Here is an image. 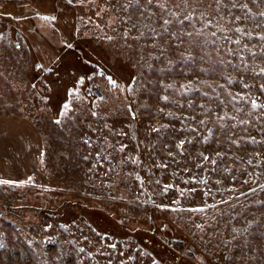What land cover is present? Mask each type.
<instances>
[{"label": "rangeland", "instance_id": "obj_1", "mask_svg": "<svg viewBox=\"0 0 264 264\" xmlns=\"http://www.w3.org/2000/svg\"><path fill=\"white\" fill-rule=\"evenodd\" d=\"M156 3L0 0V264H264V0Z\"/></svg>", "mask_w": 264, "mask_h": 264}, {"label": "snow or ice", "instance_id": "obj_2", "mask_svg": "<svg viewBox=\"0 0 264 264\" xmlns=\"http://www.w3.org/2000/svg\"><path fill=\"white\" fill-rule=\"evenodd\" d=\"M183 2L185 3V5H187V0H183ZM222 2V0H217V3H221ZM147 3L148 4H153V0H147ZM167 5H168V0H157V3H156V7H158V8H160L163 12H167V14L169 15V16H171V17H174V18H176L177 17V13L176 12H172V11H168V8H167ZM233 6H236L235 5V0H233ZM177 7H179V5H177ZM241 7H244V8H246L247 7V5L245 4V5H241ZM153 15H154V13H153ZM261 15L262 16H264V13H261ZM43 19H46V20H48V19H55V17H43ZM184 19L185 20H189V21H191L192 20V16H191V14H188V15H185L184 16ZM236 19H239V17H237ZM177 22H179V23H183V20H177ZM171 23V21L169 20V19H164L163 20V25H165V26H167V25H169ZM165 31H167V28L165 27V29H164ZM236 31H238V32H241V31H243L242 29H236ZM174 35V34H173ZM186 35H189V36H191V33H186ZM213 35H215V33H213ZM261 39H264V36H262V37H260ZM109 39H111L110 37H109ZM236 43H239V41L237 40V41H235ZM17 47H19V45H17ZM37 67H41V66H37ZM261 73H264V69H261ZM102 74V73H101ZM89 79H91V77H89ZM108 80H109V83L110 84H112L114 87L116 86V81H114L111 77H108ZM84 82V80H83V78H81L79 81H78V83H80V84H82ZM33 87H35V85H33ZM245 87H247V85H245ZM261 90L262 91H264V85H261ZM75 89H73V90H70V92H69V95H73L74 93H75ZM239 95V94H238ZM166 99V98H165ZM252 107L255 109V108H264V104H257V102L255 101V100H253L252 102ZM69 111H71V104H70V102H68V101H66L65 103H64V105H63V111L61 112V116H65V115H67V113L69 112ZM93 115H95V113H93ZM60 120L59 119H57L56 121H55V123H57V124H60ZM201 123H203V121H201ZM253 142H255V138H253ZM234 143H235V141H234ZM182 145H183V141H181L180 142V144H178L177 145V147H182ZM123 147L124 146H121V151L123 150ZM207 159H209L208 157H205V160H207ZM29 179H31V178H29ZM158 183H159V181H157ZM201 182H206V181H201ZM247 182V181H246ZM12 183H14V181H11V180H4V179H0V184H12ZM171 187H173L172 185H164V190H165V192H167V190L169 189V188H171ZM260 187H261V189L262 190H264V184H262V185H260ZM192 191H194V189L192 190ZM252 191H255V189H252ZM181 195H183V192H181ZM174 203H178V201H174ZM211 206V205H210ZM188 211H194V212H204L205 211V209L204 208H193V209H188Z\"/></svg>", "mask_w": 264, "mask_h": 264}, {"label": "flooded vegetation", "instance_id": "obj_3", "mask_svg": "<svg viewBox=\"0 0 264 264\" xmlns=\"http://www.w3.org/2000/svg\"><path fill=\"white\" fill-rule=\"evenodd\" d=\"M52 52L55 53L54 51H52ZM42 54H43V52H42ZM43 56H44V54H43ZM43 56H41V60H42L41 63L45 64V66H48V67H51L55 63L54 61L57 58H59L58 55L56 54L54 59H51L50 61H45V57H43ZM108 77H111V76L109 74L105 73V71L102 68H99L95 74L91 75V79H92L91 88L89 89V91L87 90V92L89 94H91L92 96H95L97 99L98 98L103 99L105 97L103 94V91L106 89L105 86L114 87L112 84L109 83ZM39 92H40V96H43L46 94L45 88H41ZM46 99H47L48 106H50L52 116L54 118H56L57 117V109L61 103V95L59 93H54L51 96H47ZM37 101H38L37 97L32 98L33 103H36ZM22 103L27 104V100L23 99Z\"/></svg>", "mask_w": 264, "mask_h": 264}, {"label": "trees", "instance_id": "obj_4", "mask_svg": "<svg viewBox=\"0 0 264 264\" xmlns=\"http://www.w3.org/2000/svg\"><path fill=\"white\" fill-rule=\"evenodd\" d=\"M9 14H10V16H12V17H15V16H16V15L13 14L12 12H9Z\"/></svg>", "mask_w": 264, "mask_h": 264}]
</instances>
